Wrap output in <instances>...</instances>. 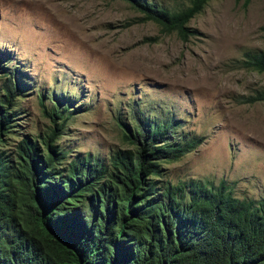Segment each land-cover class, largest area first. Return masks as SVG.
I'll return each instance as SVG.
<instances>
[{
    "label": "rangeland",
    "instance_id": "rangeland-1",
    "mask_svg": "<svg viewBox=\"0 0 264 264\" xmlns=\"http://www.w3.org/2000/svg\"><path fill=\"white\" fill-rule=\"evenodd\" d=\"M139 16L126 0H0V83L10 68L23 82L12 138L47 129L39 99L49 105L41 96L49 91L73 105L57 139L69 156L105 159L125 146L118 123L133 120L132 107L170 113L203 139L163 162L159 179H224L236 197H264V99L238 100L264 90V71L237 62L264 51V0H207L186 40Z\"/></svg>",
    "mask_w": 264,
    "mask_h": 264
},
{
    "label": "trees",
    "instance_id": "trees-1",
    "mask_svg": "<svg viewBox=\"0 0 264 264\" xmlns=\"http://www.w3.org/2000/svg\"><path fill=\"white\" fill-rule=\"evenodd\" d=\"M126 1L138 20L181 40L196 33L187 22L207 2L172 10ZM237 62L264 71V51L246 50ZM12 72L0 83V264H264V197H236L224 179L158 178L163 162L196 147L202 135L181 131L170 113L132 107L133 120L118 123L125 146L105 159L69 156L57 139L73 105L49 91L41 95L49 105L39 99L47 129L12 138L23 86ZM238 97L253 102L264 90Z\"/></svg>",
    "mask_w": 264,
    "mask_h": 264
}]
</instances>
